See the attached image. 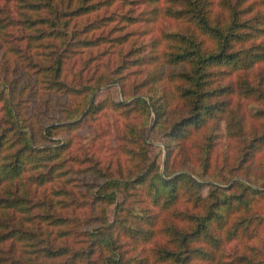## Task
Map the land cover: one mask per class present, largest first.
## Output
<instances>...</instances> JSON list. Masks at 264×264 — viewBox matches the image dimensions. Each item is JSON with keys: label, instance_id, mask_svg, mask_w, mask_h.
Returning a JSON list of instances; mask_svg holds the SVG:
<instances>
[{"label": "trees", "instance_id": "trees-1", "mask_svg": "<svg viewBox=\"0 0 264 264\" xmlns=\"http://www.w3.org/2000/svg\"><path fill=\"white\" fill-rule=\"evenodd\" d=\"M0 264H264V0H0Z\"/></svg>", "mask_w": 264, "mask_h": 264}, {"label": "rangeland", "instance_id": "rangeland-1", "mask_svg": "<svg viewBox=\"0 0 264 264\" xmlns=\"http://www.w3.org/2000/svg\"><path fill=\"white\" fill-rule=\"evenodd\" d=\"M111 97L114 100H121V94H120V88L118 85L111 84L107 85L105 87H102L95 99L97 101L105 98V97ZM147 140L150 142V156L152 159H156L157 163L162 165L163 168V163L165 160V147L163 144V140L161 137H159L155 132L149 131L146 135ZM201 193L205 195L207 193V189L204 187L201 190ZM111 214V208L109 209V215Z\"/></svg>", "mask_w": 264, "mask_h": 264}]
</instances>
